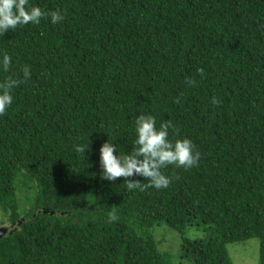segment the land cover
<instances>
[{
    "label": "trees",
    "instance_id": "1",
    "mask_svg": "<svg viewBox=\"0 0 264 264\" xmlns=\"http://www.w3.org/2000/svg\"><path fill=\"white\" fill-rule=\"evenodd\" d=\"M32 2L64 20L0 36L12 61L0 82L21 81L0 117V210L18 222L0 264H170L160 222L208 228L184 240L194 264H234L228 244L251 238L264 264V0ZM140 113L170 119L200 153L163 170L167 188L101 179L100 146L131 151ZM20 182L34 190L24 212Z\"/></svg>",
    "mask_w": 264,
    "mask_h": 264
},
{
    "label": "clouds",
    "instance_id": "2",
    "mask_svg": "<svg viewBox=\"0 0 264 264\" xmlns=\"http://www.w3.org/2000/svg\"><path fill=\"white\" fill-rule=\"evenodd\" d=\"M58 24L64 20L60 10H44L32 0H0V36L11 30L26 25H39L41 19ZM11 57L0 58V70L8 71ZM24 79L31 78L29 67L23 68ZM20 80L9 77L0 82V117L4 116L13 103V90L19 86ZM190 83H194L191 82ZM214 103L217 101L213 100ZM170 130L172 135L170 137ZM135 138L129 152H122L117 144L105 141L99 148V166L101 179L115 181L124 178L128 191L146 188L163 189L171 183V178L164 169L169 166L190 169L198 166L200 153L191 139L181 137L172 121H161L157 126L156 117L151 113H140L135 116ZM87 145H76L77 153H85ZM134 177H143L146 182ZM110 219H115L111 214Z\"/></svg>",
    "mask_w": 264,
    "mask_h": 264
},
{
    "label": "rangeland",
    "instance_id": "3",
    "mask_svg": "<svg viewBox=\"0 0 264 264\" xmlns=\"http://www.w3.org/2000/svg\"><path fill=\"white\" fill-rule=\"evenodd\" d=\"M21 211L28 209L33 200L34 190L25 182L18 187ZM18 222L11 223L7 214L0 210V230L17 226ZM3 225V226H2ZM206 227H187L184 231L170 228L165 222H160L152 229L158 249L168 255L170 264H194L191 259L183 257V243L185 239H204L209 234ZM260 240L251 238L242 242L228 244L229 254L234 264H260Z\"/></svg>",
    "mask_w": 264,
    "mask_h": 264
},
{
    "label": "water",
    "instance_id": "4",
    "mask_svg": "<svg viewBox=\"0 0 264 264\" xmlns=\"http://www.w3.org/2000/svg\"><path fill=\"white\" fill-rule=\"evenodd\" d=\"M6 232H7V229H6V228L1 229V230H0V237H1L2 235H4Z\"/></svg>",
    "mask_w": 264,
    "mask_h": 264
},
{
    "label": "flooded vegetation",
    "instance_id": "5",
    "mask_svg": "<svg viewBox=\"0 0 264 264\" xmlns=\"http://www.w3.org/2000/svg\"><path fill=\"white\" fill-rule=\"evenodd\" d=\"M15 223V222H14Z\"/></svg>",
    "mask_w": 264,
    "mask_h": 264
}]
</instances>
